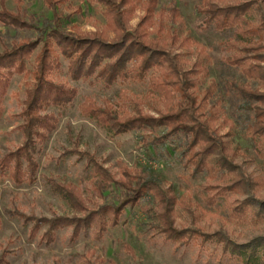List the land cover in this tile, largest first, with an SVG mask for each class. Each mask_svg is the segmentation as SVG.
<instances>
[{
    "label": "trees",
    "instance_id": "16d2710c",
    "mask_svg": "<svg viewBox=\"0 0 264 264\" xmlns=\"http://www.w3.org/2000/svg\"><path fill=\"white\" fill-rule=\"evenodd\" d=\"M66 0H47L55 10L56 4ZM92 1V0H90ZM103 6L104 23L93 32L80 34L58 27L37 26L0 9V22L15 29H34L39 35L12 42L10 48L0 51V117L3 99L9 84L6 73L15 69L30 74L18 126L23 142L0 159V173L8 175L14 183H33L38 167L34 154L38 144L44 143L58 123V116L46 112L49 107L65 108L77 95V89L55 82L52 72L60 67L59 56L68 60L67 73L74 80L99 81L110 87L117 80L147 81L148 90L142 98H128L133 111L120 112L108 100L96 105L85 98L80 104L81 113L92 119L107 133L119 135L131 131L154 132L153 147L166 141L177 140L175 147L179 160L192 174L205 173L202 184L203 201L208 207L216 204L220 196L232 194L229 215L243 220L248 214L264 219V175L249 171L237 158L245 156L234 142L236 123L225 113L218 96V85L208 76L210 55L206 47L189 36H179L173 24L180 21L179 10L170 6L156 18V0H93ZM3 2V1H2ZM140 4L142 16L135 26L130 21ZM197 12L204 16L203 23L216 31L231 30L235 39L228 40V50L233 53L225 59L226 65L240 70L246 82L228 80L225 93L240 99L238 108L249 112L245 130L254 138L256 156L264 161V0H201ZM48 25V26H47ZM153 31L154 36L150 33ZM33 58L32 70L26 62ZM192 55V59L188 56ZM144 100L153 105V112L143 109ZM227 128L226 132H222ZM66 155L71 150L64 152ZM93 163L92 158H87ZM94 166H96L94 164ZM98 195L111 187L120 189L122 195L116 202L88 207L75 186L53 185L80 216L36 217L15 212L25 223L32 222L30 237L36 236L47 225L41 239L53 241L55 231L68 227L72 238L91 231L101 239L108 228L120 223L123 211L133 208L141 200L150 204L156 220L155 228L167 240L187 244L200 239L201 245L215 241L224 252L243 255L248 264L264 251V234L248 242H237L221 227L212 233L198 225V217L207 213L192 201L190 194L177 196L171 184L164 183L150 167L122 169L120 178L111 176L101 167L95 168ZM184 211L190 225L177 223V215ZM193 225V227L191 226ZM127 250H130L126 246ZM4 255L0 264H7Z\"/></svg>",
    "mask_w": 264,
    "mask_h": 264
},
{
    "label": "rangeland",
    "instance_id": "374dc122",
    "mask_svg": "<svg viewBox=\"0 0 264 264\" xmlns=\"http://www.w3.org/2000/svg\"><path fill=\"white\" fill-rule=\"evenodd\" d=\"M200 4L201 0H156L154 12L157 18L171 5L176 6L180 21L173 26L178 35L189 36L206 47L211 61L204 87L210 80L216 82L217 97L222 100L226 115L236 123L234 142L245 153L237 158V162L249 171H261L264 175V161L256 156L254 138L245 130L250 120L249 112L240 110L237 107L240 99L226 94L224 89L228 80L246 82L239 69L225 63L233 53L227 49V41L235 39V34L231 30L216 31L206 26L204 16L196 10ZM1 5L20 19L34 21L37 26L46 22L75 34L93 32L104 23V8L93 0H66L56 4L55 10L48 6L47 0H0V9ZM139 6L130 21L131 26H135L143 14ZM38 35L37 30L15 29L0 22V51L10 48L12 42ZM150 35L154 36L153 31ZM37 52L38 48L26 62L28 70H32ZM58 59L60 67L52 72V77L55 82L76 88L77 95L65 108L49 107L46 110L58 116V123L48 139L37 145L34 154L38 164L36 180L16 184L8 175L0 173V256L4 255L7 264H245L243 255L224 252L221 244L215 241L201 245L200 239H192L187 244L167 240L155 228L153 210L144 200L133 208L127 207L120 223L108 228L101 239H95L91 231L74 239L72 230L65 227L55 231L53 241L46 243L41 235L47 225H43L35 237H30L32 222L25 223L15 212L47 218L81 215L71 209L53 185L75 186L90 208L116 202L121 197L120 189L115 187L106 191L103 197L98 195L94 186L96 167L115 178L121 177L124 167H150L164 183L173 186L177 196L188 193L193 202L207 211L197 220L206 232L224 227L237 242H248L254 236L264 234V219H255L250 214L243 220L232 219L228 214L229 203L234 198L232 194L220 196L212 207L204 203L200 186L208 178L205 173L192 175L183 166L175 149L177 140L158 144L156 148L150 143L155 135L163 132L162 128L154 132L131 131L112 135L81 113L80 104L85 98L93 100L96 105L108 100L118 111L132 112L133 104L128 98H142L148 90L146 80L119 79L110 87L99 81H74L67 73L68 60L63 56ZM6 73L9 84L0 117V159L23 142L18 126L23 119L25 90L33 82L30 74L24 75L15 69H8ZM143 109L153 112L152 103L144 100ZM226 131L227 128L222 130ZM67 150L72 153L66 155ZM89 157L93 163H88ZM261 194L264 195V191ZM177 223L189 226L190 218L180 211ZM248 264H264V251L259 250Z\"/></svg>",
    "mask_w": 264,
    "mask_h": 264
}]
</instances>
